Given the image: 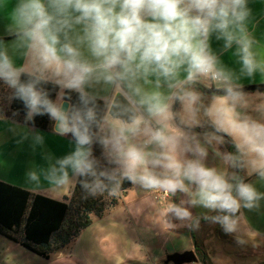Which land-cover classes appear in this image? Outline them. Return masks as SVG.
Wrapping results in <instances>:
<instances>
[{"label":"clouds","instance_id":"9594fccd","mask_svg":"<svg viewBox=\"0 0 264 264\" xmlns=\"http://www.w3.org/2000/svg\"><path fill=\"white\" fill-rule=\"evenodd\" d=\"M250 16L247 0H0L9 102L22 104L25 125L47 116L74 144L28 182L79 183L95 198L119 196L127 181L181 195L163 208L171 226L203 220L238 233L243 210L264 201V91L238 82L264 77ZM214 33L237 46L239 76L212 51Z\"/></svg>","mask_w":264,"mask_h":264},{"label":"crops","instance_id":"0c3cea01","mask_svg":"<svg viewBox=\"0 0 264 264\" xmlns=\"http://www.w3.org/2000/svg\"><path fill=\"white\" fill-rule=\"evenodd\" d=\"M251 2V6L262 5L261 0H247L248 6ZM253 21L246 24L248 28ZM5 24V19L0 17V36H3ZM248 30L258 41L253 47L258 53L257 59L264 58L260 55L264 53V22L257 29ZM210 45L222 65L239 76L242 65L236 55L237 46L233 44L231 48L225 49L224 41L217 40L215 33L210 38ZM238 82L243 87L259 85L264 84V77L257 72L252 78L241 76ZM197 87L201 88L200 85ZM37 134L43 137V144L34 142L33 136ZM73 148L71 140L55 134L52 127L48 131H39L6 114H0V166L9 167L8 173H5V168L2 171L6 176H0L2 182L63 201L69 197L75 183L66 189L53 190L43 181V177L39 187L29 183L26 174L29 170L41 172L48 167L47 157L61 158ZM209 162L215 161L210 157ZM251 179L255 180L254 177ZM256 186L264 192V183L257 181ZM181 198L180 194L173 197L132 185L120 196L113 209L101 217H92L91 224L62 251L51 255L49 259H42L11 242L9 264H173L168 262V255L191 250L197 262L189 264H203L204 258L209 264H216V255L220 253L221 247L224 244L234 247L239 240L247 242L245 247L240 249L241 253L230 248V254L235 255L236 252L240 254L239 257H246L249 259H246L247 264H264V201H261L258 210H243L238 233L225 234L218 224L203 220L197 230H191L178 222L171 226V218L162 214L163 208L168 202L178 203ZM192 211L201 214L205 210L196 208Z\"/></svg>","mask_w":264,"mask_h":264},{"label":"trees","instance_id":"16d2710c","mask_svg":"<svg viewBox=\"0 0 264 264\" xmlns=\"http://www.w3.org/2000/svg\"><path fill=\"white\" fill-rule=\"evenodd\" d=\"M0 92L4 93L2 84ZM0 114L24 123L25 112L19 101L7 100L6 107L0 105ZM34 128L48 131L51 122L47 116H38ZM131 186L125 181L116 197L105 194L86 198L79 183H75L69 197L57 201L0 181V236L42 259H49L73 242L91 224L92 217H101L113 209ZM202 262L209 264L205 258Z\"/></svg>","mask_w":264,"mask_h":264},{"label":"rangeland","instance_id":"374dc122","mask_svg":"<svg viewBox=\"0 0 264 264\" xmlns=\"http://www.w3.org/2000/svg\"><path fill=\"white\" fill-rule=\"evenodd\" d=\"M262 1V5L257 6H251L252 2L249 4V9H251V16L249 17L248 21H246V24H248L250 21H253L248 29H257L258 27H261L262 23L264 22V0ZM254 2V1H253ZM4 89V93L1 94L0 92V105L6 107V101L8 100L9 96V90L7 89L6 86L2 85ZM7 165H9L8 162H6ZM6 169L5 173L9 172V167H6V165L3 167L0 166V176H3L6 178L5 174L2 172ZM211 237V236H210ZM243 243H236V246L234 247H228L227 245L224 244V246L221 247V251L219 254L216 255V264H247L246 261L249 260L246 257H239L240 254H230L229 249L234 248L235 251L238 250L237 253L240 252V249L245 247V243H247L245 240H243ZM229 244V243H226ZM9 245H12L11 242H9L7 239L3 238L0 236V264H9ZM14 245V244H13ZM17 247V246H16ZM19 249V248H18ZM21 249V248H20ZM24 253V250H21ZM241 253V252H240ZM28 254V253H27ZM33 256L32 254H28ZM239 255V256H238ZM247 259V260H246ZM212 261L214 259L212 258ZM215 262V261H214Z\"/></svg>","mask_w":264,"mask_h":264},{"label":"water","instance_id":"95a60500","mask_svg":"<svg viewBox=\"0 0 264 264\" xmlns=\"http://www.w3.org/2000/svg\"><path fill=\"white\" fill-rule=\"evenodd\" d=\"M200 89L206 93H210L214 91V86L203 87L200 85ZM259 89L260 91H264V84L259 85H249L244 87L245 91L252 92ZM168 262H172L173 264H189L197 262V257L195 253L191 251H185L183 253H174L167 256Z\"/></svg>","mask_w":264,"mask_h":264},{"label":"built area","instance_id":"2783aa9c","mask_svg":"<svg viewBox=\"0 0 264 264\" xmlns=\"http://www.w3.org/2000/svg\"><path fill=\"white\" fill-rule=\"evenodd\" d=\"M165 194V193H164Z\"/></svg>","mask_w":264,"mask_h":264}]
</instances>
